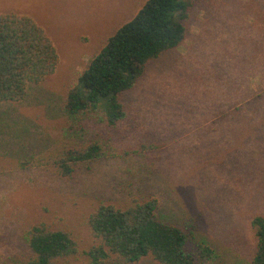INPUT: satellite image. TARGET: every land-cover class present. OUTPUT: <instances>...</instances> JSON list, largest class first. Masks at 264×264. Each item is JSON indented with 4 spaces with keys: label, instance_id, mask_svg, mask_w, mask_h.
Returning <instances> with one entry per match:
<instances>
[{
    "label": "rangeland",
    "instance_id": "rangeland-1",
    "mask_svg": "<svg viewBox=\"0 0 264 264\" xmlns=\"http://www.w3.org/2000/svg\"><path fill=\"white\" fill-rule=\"evenodd\" d=\"M145 1L0 0V14L32 18L58 54L21 100L0 102V264L33 256L26 237L37 222L76 242L78 253L56 263L90 264L95 207L149 198L158 219L186 232L192 222L194 240L215 250L211 264H250L251 220L264 216V0H190L186 38L120 96L125 116L115 126L62 110L91 58ZM67 142H96L103 155L68 176L38 163ZM186 249L194 253L193 240Z\"/></svg>",
    "mask_w": 264,
    "mask_h": 264
},
{
    "label": "trees",
    "instance_id": "trees-1",
    "mask_svg": "<svg viewBox=\"0 0 264 264\" xmlns=\"http://www.w3.org/2000/svg\"><path fill=\"white\" fill-rule=\"evenodd\" d=\"M190 0H146L133 17L111 34L101 49L70 87L62 110L71 117L99 114L109 126L125 116L120 96L132 89L146 64L163 52L177 48L186 38ZM58 54L44 29L32 18L15 13L0 14V102L19 101L29 83H40L56 68ZM79 129L81 126H77ZM70 129V127H69ZM47 156V163L63 176L73 166L97 159L103 150L96 142L63 144L60 152ZM157 200H132L127 207L99 203L88 216L93 245L83 251L90 264H102L114 257L127 262L151 258L159 264H211L215 250L204 241H195L189 230L158 219ZM256 243L250 264H264V216L251 220ZM27 243L33 256L23 263L58 264L57 259L78 253L73 237L65 230L51 229L37 222L28 229ZM189 240L195 243L188 252Z\"/></svg>",
    "mask_w": 264,
    "mask_h": 264
}]
</instances>
